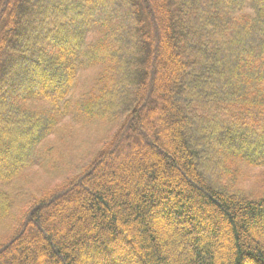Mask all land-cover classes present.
Segmentation results:
<instances>
[{
  "label": "trees",
  "instance_id": "obj_1",
  "mask_svg": "<svg viewBox=\"0 0 264 264\" xmlns=\"http://www.w3.org/2000/svg\"><path fill=\"white\" fill-rule=\"evenodd\" d=\"M250 35L258 40L245 42ZM97 67L89 94L70 97L79 70ZM24 75L39 82L24 84ZM71 101L79 121L80 112L85 123L119 124L80 173L29 202L15 230L2 233L0 264L15 257L8 249L21 252L15 264H73L74 253L94 264H170L158 236L189 245L185 264H264V230L249 232L264 221V192L252 197L229 183L230 159L264 166V151L250 152L264 145V0H0V155L13 160L4 169L0 156V223L15 204L3 184L43 163L37 146ZM196 120L209 135L187 140ZM113 144L136 157L116 158ZM111 168L128 171L131 184L75 191ZM66 196L81 212L62 215ZM58 220L68 222L64 231L50 227L44 238L45 222L58 228ZM37 238L46 261L28 248Z\"/></svg>",
  "mask_w": 264,
  "mask_h": 264
},
{
  "label": "rangeland",
  "instance_id": "obj_2",
  "mask_svg": "<svg viewBox=\"0 0 264 264\" xmlns=\"http://www.w3.org/2000/svg\"><path fill=\"white\" fill-rule=\"evenodd\" d=\"M101 9V7H100ZM107 15L111 12V10H106ZM97 35L95 33H92L88 40L95 39ZM257 35H250V37L245 42H251L257 41ZM22 43V42H20ZM228 62L226 59L225 62ZM226 62V64H228ZM99 67L96 68H84L80 69L78 73V78L75 82V85L71 91V96L73 99L78 98L82 95L83 92H85L83 95L89 94L90 88H92V85L94 84V81L96 80V76L99 71ZM32 76V80H26L27 75L22 76V79H24V84H33L36 85L37 82H39V76L36 75H29L28 78ZM224 74L222 75V77ZM174 77L171 75L170 80H174ZM56 78L51 80L53 82ZM13 82H16V78L12 80ZM50 81H46L45 83H49ZM16 87V85L11 84L8 86ZM95 87V86H94ZM174 95V94H173ZM178 105V102H177ZM180 105V103H179ZM70 106H72L68 114L64 116L62 121H60L55 131L52 134H48L44 140H42L36 149V159L39 160L40 157L43 159V163H32L31 165L24 168L20 173L16 175L15 178L12 179L11 182L3 184L5 186V190L10 191L12 193V196L14 197L15 204H13L12 207V214L11 216H7V220L5 219L3 222L0 223V236L3 235L2 233L5 232V235H9L15 230L16 226V219L19 217L18 215L20 212L26 210V208L29 206L31 202L36 200L39 196L42 195V193H45L46 191L54 188L58 184H60L65 178H71V176H75L76 174L80 173L82 171V168L93 158L95 153L101 148V146L111 137L115 129L117 128L119 121L117 120H111L110 121H103V122H97V121H91L90 123H85V121H82L83 117L79 114L77 115L81 120L75 119V106L72 105V101ZM174 107H176L173 104ZM176 114V113H175ZM186 121L191 120V115L187 113L186 115ZM183 115H180V118H184ZM174 119V118H173ZM155 119L152 118L151 115L148 116V121L152 124H155L156 121H153ZM192 121V120H191ZM193 122V130L189 131L188 136L185 137L188 140V137L191 135H198V134H207L202 131L207 129V123L202 122ZM13 123V119H11L10 125ZM180 124V123H179ZM222 124H224V121L217 122L216 129L212 132L213 134H217L218 130L221 129ZM180 126V125H178ZM180 128V127H179ZM178 128L179 132L180 129ZM3 129H0L2 131ZM161 130V128H160ZM163 130V129H162ZM168 129H164L165 134L162 136H167ZM198 132V133H197ZM187 135V133H186ZM209 135V134H207ZM138 141L141 142V144L144 145V139L141 137L140 139L137 138ZM18 139L15 137L12 141V144L17 143ZM161 140V139H160ZM164 140H162L163 142ZM154 143V142H151ZM140 144V145H141ZM146 145L142 146L145 150ZM141 147V146H139ZM115 148V149H114ZM113 151L111 154H115V157L118 159H125L129 161L130 159H134L136 157V153H130L127 155L124 153V151H120V145L113 144ZM245 152L248 150L247 147L243 148ZM255 152L256 154L261 153L264 151V145L258 147L257 149H252L250 152ZM51 152V155L48 156L46 153ZM250 152H246L250 154ZM117 154V155H116ZM3 156V155H0ZM134 156V157H133ZM258 156V155H255ZM5 158V163L1 165L4 169L8 168L13 160L9 159L8 156H3ZM107 159V158H106ZM105 159V160H106ZM230 161L234 162V164L230 165V170L232 172V179L229 183L232 184L233 187H235V190H238L239 192L251 195L252 197L259 196L262 192H264V180L262 178V175H264V166H253L245 162L244 160L239 159H230ZM110 167H108L109 169ZM112 173L109 175L108 173L103 174L102 177H100L98 174L95 173V178H92L90 181L84 180L79 183L77 186V189L75 191H80V193H88L91 192V190L94 189V186L96 183L98 185L100 182H105L109 185H114V188L117 190L119 188H122L123 184L127 185L128 183L131 184L128 178V171L118 168H111ZM110 170V171H111ZM106 179H105V177ZM94 179V180H93ZM96 179V182H95ZM93 180V181H92ZM193 184L196 186V183L192 181ZM63 203V207H59V211L62 212V215H65L66 217H70L73 215L78 214V211L81 212L80 209V202L76 201H67V196L61 199ZM66 201V202H65ZM30 202V203H29ZM67 209L71 212L69 216L66 214ZM54 210V209H53ZM55 212V210L53 211ZM79 212V214H80ZM50 213H46V217L50 216ZM1 220V219H0ZM65 220V219H64ZM68 222L58 220L59 227L56 228V226L51 225L50 222H45L43 229L44 231L41 232L42 236L45 238L47 231L46 229L52 228L54 230V233H62L64 231V228ZM153 226L155 223H152ZM156 225V224H155ZM155 232H156V226ZM182 226L174 225L173 229L180 232V229ZM185 228V227H183ZM257 229H263L264 230V221L259 219L256 220L255 223L250 224L249 232H251L252 236H257ZM57 229V230H56ZM8 231H11L10 233ZM159 244L163 251L169 256L170 258V264H185V262L190 259L191 252L189 250V245L186 244L181 238V240H174L171 243H168L167 236H158ZM43 242L39 240L38 238L35 239L31 244H29L28 248L31 250V252L34 254L35 257L42 256L47 258L46 250L42 246ZM77 251L79 252L83 246L82 242H78ZM180 252V253H178ZM7 254L14 255L11 264H15V260L17 263H19V258L21 255V252H14L11 251V249L7 250ZM3 255V254H0ZM3 257V256H2ZM70 258H72V255L70 254ZM73 264H94L93 262H88L86 260V257L83 255L81 256L79 253H74L73 256ZM48 261V260H47ZM48 263H51V260L48 261ZM6 264H9L6 262Z\"/></svg>",
  "mask_w": 264,
  "mask_h": 264
}]
</instances>
